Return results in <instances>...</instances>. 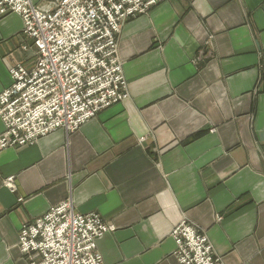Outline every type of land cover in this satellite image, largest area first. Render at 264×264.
Returning <instances> with one entry per match:
<instances>
[{"label": "crops", "instance_id": "obj_1", "mask_svg": "<svg viewBox=\"0 0 264 264\" xmlns=\"http://www.w3.org/2000/svg\"><path fill=\"white\" fill-rule=\"evenodd\" d=\"M118 56L127 101L0 151V264H30L21 229L68 200L115 227L104 264H178L184 220L225 264H264V0H165L124 25ZM35 59L21 16L0 18V95Z\"/></svg>", "mask_w": 264, "mask_h": 264}, {"label": "built area", "instance_id": "obj_2", "mask_svg": "<svg viewBox=\"0 0 264 264\" xmlns=\"http://www.w3.org/2000/svg\"><path fill=\"white\" fill-rule=\"evenodd\" d=\"M165 0H0V18L21 16L33 41V67L11 70L0 95V151L34 145L60 129L76 132L100 112L129 99L118 56L121 26ZM13 185V177L9 178ZM6 181V185L8 184ZM8 186V185H7ZM115 231L97 213L75 212L70 200L52 207L19 235L30 264H104L98 239ZM178 264H225L206 233L188 221L172 232Z\"/></svg>", "mask_w": 264, "mask_h": 264}, {"label": "rangeland", "instance_id": "obj_3", "mask_svg": "<svg viewBox=\"0 0 264 264\" xmlns=\"http://www.w3.org/2000/svg\"><path fill=\"white\" fill-rule=\"evenodd\" d=\"M52 2H53V1H52ZM52 2L48 3L47 5H38V6H40V7H42V8H45V7H47V6H50V4H51ZM163 2H164V1H163ZM161 3H162V2H161ZM159 4H160V3H159ZM131 20H132V19H131ZM129 21H130V20H129ZM127 22H128V21H127ZM127 22H125V23L121 26L120 32H121L122 28L124 27V25H126ZM119 34H120V33H119ZM118 38H119V35H118ZM26 49H27V47L24 48V50H26ZM28 49H29V48H28ZM4 91H5V90H4ZM4 91H3V92H4ZM79 129H80V128H79ZM79 129H78V130H79ZM60 130H61V129H60ZM64 131H65V130H64ZM73 133H74V132H73ZM69 134H72V133H69ZM43 138H44V137H43ZM41 139H42V138H41ZM35 144H36V143H35ZM23 148H24V147H23ZM8 149H9V148H8ZM18 149H19V148H18ZM1 151H2V150H1ZM9 178H11V177H9ZM9 178H7V179L5 180L4 185H5L6 187H8L11 191L14 192V191H16V189H17V187H16V182H15V177H13V185H12V186H9V185H10V182H11V181H8ZM6 181H8V184H7L8 186L6 185ZM45 214H46V213H45ZM45 214H44V215H45ZM87 214H89V213H87ZM44 215H43V216H44ZM36 221H37V220H36ZM33 223H34V222H33ZM107 224H108V223H107ZM20 232H21V231H20ZM21 253H22V252H21ZM22 254H23V253H22ZM23 255H24V254H23ZM25 257H26V256H25ZM26 258L28 259V257H26ZM28 261H29V260H28ZM29 263H30V261H29Z\"/></svg>", "mask_w": 264, "mask_h": 264}]
</instances>
